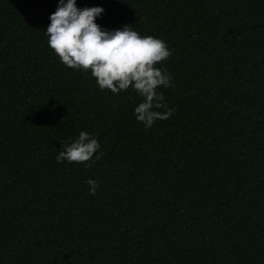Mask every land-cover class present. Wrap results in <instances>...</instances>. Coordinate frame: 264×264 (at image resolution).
<instances>
[{
	"label": "trees",
	"instance_id": "obj_1",
	"mask_svg": "<svg viewBox=\"0 0 264 264\" xmlns=\"http://www.w3.org/2000/svg\"><path fill=\"white\" fill-rule=\"evenodd\" d=\"M57 3L0 0V264H264V0H77L167 42L148 129L48 48ZM81 130L100 158L57 163Z\"/></svg>",
	"mask_w": 264,
	"mask_h": 264
},
{
	"label": "clouds",
	"instance_id": "obj_2",
	"mask_svg": "<svg viewBox=\"0 0 264 264\" xmlns=\"http://www.w3.org/2000/svg\"><path fill=\"white\" fill-rule=\"evenodd\" d=\"M104 11L100 5L80 7L77 0H58L45 29L47 46L64 66L90 71L101 91L116 95L131 88L141 98L133 115L146 129L151 128L155 121L168 119L175 111L157 90L174 86L167 70L156 66L171 55V50L165 40L141 35L129 24L115 29L103 27L97 18ZM100 147L97 137L81 130L69 142L61 141L55 159L57 163H84L89 168L100 158ZM86 183L89 193L95 195L97 180L89 178Z\"/></svg>",
	"mask_w": 264,
	"mask_h": 264
}]
</instances>
